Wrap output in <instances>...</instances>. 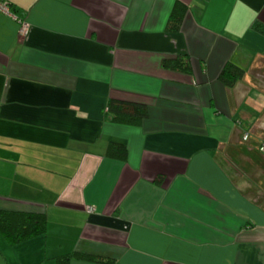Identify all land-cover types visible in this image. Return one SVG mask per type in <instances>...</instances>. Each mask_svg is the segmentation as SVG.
<instances>
[{
    "label": "crops",
    "instance_id": "crops-1",
    "mask_svg": "<svg viewBox=\"0 0 264 264\" xmlns=\"http://www.w3.org/2000/svg\"><path fill=\"white\" fill-rule=\"evenodd\" d=\"M7 1L0 208L46 228L0 233V264H264V0H179L177 30V0ZM179 54L189 70L162 65ZM227 62L245 69L231 85ZM110 98L147 114L113 121Z\"/></svg>",
    "mask_w": 264,
    "mask_h": 264
},
{
    "label": "trees",
    "instance_id": "trees-1",
    "mask_svg": "<svg viewBox=\"0 0 264 264\" xmlns=\"http://www.w3.org/2000/svg\"><path fill=\"white\" fill-rule=\"evenodd\" d=\"M187 6L177 0L174 3L169 15L167 28L177 30ZM255 27H260V22H256ZM162 65L180 70L190 69V58L187 54H179L172 58L162 60ZM245 72L242 66H237L227 62L222 67L219 77L222 81L231 85L235 79L240 78ZM105 113L113 120L125 124H138L147 114V105L142 102L110 98L106 105ZM109 153L119 158H124L126 147L120 142L109 144ZM46 215L43 211H25L0 208V233L9 243H17L34 235L45 232ZM72 257H86L105 260L111 264L107 258L83 254L77 250L57 256L56 264H69Z\"/></svg>",
    "mask_w": 264,
    "mask_h": 264
},
{
    "label": "built area",
    "instance_id": "built-area-1",
    "mask_svg": "<svg viewBox=\"0 0 264 264\" xmlns=\"http://www.w3.org/2000/svg\"><path fill=\"white\" fill-rule=\"evenodd\" d=\"M0 10H3L5 12H9V2L7 0H0ZM17 20L19 22V28H18V33L20 36H26L29 32V25L27 21L24 18L17 17ZM249 137V134L246 133L244 135V139H247ZM260 149L264 151V142L261 143ZM89 210H92V207L88 208Z\"/></svg>",
    "mask_w": 264,
    "mask_h": 264
}]
</instances>
